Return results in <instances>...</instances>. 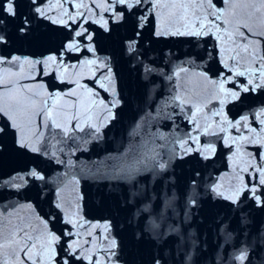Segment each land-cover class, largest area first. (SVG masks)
Here are the masks:
<instances>
[{
    "label": "snow or ice",
    "instance_id": "obj_1",
    "mask_svg": "<svg viewBox=\"0 0 264 264\" xmlns=\"http://www.w3.org/2000/svg\"><path fill=\"white\" fill-rule=\"evenodd\" d=\"M228 4V8H218L213 0H174L171 4H161L160 0H150L151 7L145 8V0H90L85 3L84 0H57L55 4L52 0H0V51L7 52L17 41H37V22L49 21L52 25H59L65 31L66 35L60 42V46L55 51H49L47 55L36 57L20 56L17 54L3 55L0 54V64H18L21 67L28 66L30 70L35 71L39 67L41 75H53L54 79L65 82V73L72 71V75L76 79L68 82L75 85V88L81 89L89 98L90 104L102 109L101 122L99 124H91L94 129V135H99L103 127H106L113 120L117 119V109L123 104L124 100L118 91V74L113 70V57L111 55L99 54L103 49H98L101 41L111 38L114 33L121 28L127 29L119 43L122 54L128 59L131 67H140L144 78L151 75L153 68L145 63L146 52L142 51L146 41L142 35L149 15H159L161 8H171L178 10L179 18L183 21L182 28L177 27L174 31L169 30L167 25H162L155 30L152 35L161 36H195L206 37L214 35L217 41L227 40L236 44L235 57H229L223 61L224 68L228 69L229 74L219 73L216 79L209 75V70L198 73L205 81L215 86L216 98L218 99L221 110L213 112L214 117H219L220 131H226L223 127L227 124L230 128L239 129L243 124L248 128V115H241L233 122L228 119V115L223 111L224 105L227 103L244 105L249 99V95L264 92V56L248 61L251 66L245 67V70L239 71L242 58L240 52L249 53L250 46L258 42L250 39V36L256 35L252 31V27L242 20L236 12V4L232 0H222ZM71 3L73 10L65 7V4ZM254 9V12L248 13L251 19L255 12L264 9V0H261L260 6L255 4L246 5ZM59 10V11H57ZM56 13L55 15L50 13ZM176 12L170 15H176ZM224 25L222 27L221 25ZM243 27L245 31H241ZM183 29V30H182ZM264 37V31L259 33ZM237 40L240 42L238 43ZM222 49H218V55ZM86 54V55H85ZM250 55L255 57L253 50ZM69 57L66 61L65 57ZM229 60H232L237 68L229 67ZM75 61V62H73ZM88 68L90 71L89 78L93 81L95 87L90 88L87 84L80 83L81 73L79 70ZM48 69H51L49 73ZM186 68H180L174 75L179 76L180 72H187ZM59 76H56V73ZM247 77L246 81L241 83L236 78ZM34 79V77H30ZM229 83L233 87H227ZM11 84L15 88V82L7 81L0 78V85ZM44 87V85H39ZM21 90L32 92V89L26 85L20 86ZM99 89V90H97ZM101 91L106 93L110 98L106 101L101 96ZM8 92H0V113L8 118L10 124L8 127L16 129L15 145L21 150H27L36 153L39 156L44 155L39 145V139H31L24 134L25 124L34 123V117L43 115L47 126V121L52 118V107L36 109L35 101H31V105L26 107V98L19 96H9ZM248 94V95H245ZM49 97L53 93L47 94ZM66 95L78 96L79 94L73 90ZM55 97L59 98L60 93L56 92ZM222 97V98H221ZM181 101L179 95L172 98V102ZM183 103V101H181ZM90 109H86L88 111ZM200 109H197L199 112ZM161 115L172 119L171 114L157 111V117ZM255 118L264 117V106H261L257 112L253 114ZM74 119L76 117H73ZM155 119V118H152ZM194 123L192 129L196 135L191 133L185 134V137H175L171 141L164 133H146L148 139L141 137L140 143L130 145L129 148L121 156L113 158V173L120 178L131 181L135 176L143 172L166 173L176 161H184L187 157L208 161L216 153L214 144H202L200 142L201 125L196 122V113L190 117ZM55 128L62 129L63 134L67 136L70 129L61 124L56 123L52 119ZM260 124L264 125V119H260ZM80 128V124H76ZM210 127V126H209ZM209 127L203 129L204 135H213L209 131ZM142 123L137 122L136 127L130 133V138L140 136ZM83 130V129H81ZM5 128L0 127V135L5 134ZM249 132L256 133L255 128H249ZM264 132V129H262ZM42 135V134H41ZM156 140L163 143L157 145ZM240 142L247 144L264 145V139L256 136H241ZM240 142L233 139L229 141L225 139L226 145H236L237 152L240 150ZM3 145H0V151H3ZM159 149H164L162 156ZM54 155V154H53ZM250 156V154H249ZM64 163V161H58ZM71 166V161H68ZM245 174L247 178H245ZM225 175L214 178L212 183H207L202 179L200 170H193L189 177L184 194V220L187 221L192 209L199 210L202 206L201 191L212 194L213 200H222L229 203L230 206L238 208L245 201L251 200L255 206L264 209V153L259 160L250 156L249 163L239 169L233 168V175L224 183ZM46 176L44 170L36 166L27 167L23 173L15 172L7 180H2L6 188L14 189L19 192L25 189L30 182L45 181ZM33 186H35L33 184ZM6 195L0 192V196ZM37 195H40L39 190ZM138 193H130V199L127 201L131 204L135 211L132 213L133 220H140L142 227L138 226V230L134 231L133 239L141 241L150 237L152 241L160 245V249L152 257V264H168L164 248L170 242L175 243L177 238H182L181 230L178 224L167 223L169 217L167 211H175V194L165 196L161 201V207L158 211L152 209L150 203L141 201L138 205L135 203V197ZM83 200V196L79 197ZM55 207L63 209L62 203H55ZM28 209H34V205L28 203L25 205ZM82 207L78 203L76 205L75 218L63 220L65 225H69L75 231L65 227L61 235H57L49 227V221H54L55 217L49 216L48 220L39 218V222L44 225L43 233L32 235L30 232H36L31 225H24L21 228H15L5 234L0 231V255L5 256V264H56V245L65 238L62 245L63 255L60 256L59 264H123L122 252L124 243L120 232L114 233L113 218H104L100 221L92 222L85 220L81 215ZM132 221H129L131 223ZM239 223H244L241 219ZM86 226V227H85ZM224 230L226 241H230L232 233L235 229H229L228 225L220 221L219 225ZM117 228L121 227L119 224ZM79 228H84L87 236L91 239H83L81 241V233ZM97 230L99 234L97 235ZM39 241V246L37 244ZM251 249L248 244L242 243L233 256L239 264L250 262Z\"/></svg>",
    "mask_w": 264,
    "mask_h": 264
},
{
    "label": "water",
    "instance_id": "obj_2",
    "mask_svg": "<svg viewBox=\"0 0 264 264\" xmlns=\"http://www.w3.org/2000/svg\"><path fill=\"white\" fill-rule=\"evenodd\" d=\"M56 2L57 0H52L53 4ZM77 2H80V0H77ZM84 2L89 3L90 0H84ZM65 7L70 11L73 10L71 3L65 4ZM50 14L55 15L56 13L54 12ZM116 33H114L111 38L102 40L100 45H98V49H103V51L99 52L101 56ZM37 35L39 40L17 41L7 52L0 51V54L10 55L14 53L22 57L47 55L49 51H55L60 46V42L64 39L66 31L59 25H52L49 21H38ZM65 59L67 61L69 57L66 56ZM48 71L51 73V69H48ZM72 71L73 70L70 69L69 73H65V82L61 83L60 80L54 79L51 74H39V67H37L35 71H32L28 66L21 67L18 64L11 63L0 64V78L15 82V88H13L11 84L0 85V92H8V90L11 89V92H9L8 95L26 98V107L31 105L32 100L35 101L36 109L44 108L45 102H47L48 106L54 104V107H52V118L47 121L46 127L44 126L45 121L42 114L33 118L34 123L25 124L24 134L26 137L34 140L38 138L40 141L52 124V119L55 120V117L63 109L65 103L72 97L71 95H66V93H70L77 89L75 88V85L68 82L69 80L77 78L71 74ZM79 71L81 73L80 83H82L90 71L88 68ZM56 76H59L58 72L56 73ZM30 77H34V79ZM21 85L28 86L32 89V92L29 93L21 90ZM39 85H44V87H39ZM56 92L60 93L59 98L55 97ZM48 93H53V96L49 97L47 95ZM9 124L10 121L8 118L0 113V127L5 128L6 130L5 134L0 135V145L4 146L3 151H0V181L7 180L15 172H22L27 161L33 154L27 150H21L15 145L17 130L8 127ZM10 190L11 189L6 188L3 183H0V192H5L7 195ZM6 195L0 196V205L4 201Z\"/></svg>",
    "mask_w": 264,
    "mask_h": 264
}]
</instances>
